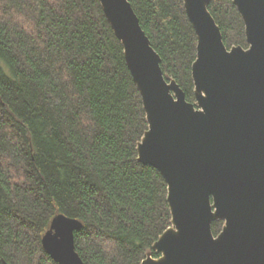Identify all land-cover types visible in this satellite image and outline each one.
<instances>
[{
    "label": "trees",
    "instance_id": "obj_1",
    "mask_svg": "<svg viewBox=\"0 0 264 264\" xmlns=\"http://www.w3.org/2000/svg\"><path fill=\"white\" fill-rule=\"evenodd\" d=\"M166 77L195 102L197 35L183 0H129ZM209 11L228 49L249 48L233 0ZM149 130L124 47L100 0H0V264H57L42 239L80 221L84 264H142L172 227L168 185L139 161ZM225 222L212 225L217 237Z\"/></svg>",
    "mask_w": 264,
    "mask_h": 264
},
{
    "label": "water",
    "instance_id": "obj_2",
    "mask_svg": "<svg viewBox=\"0 0 264 264\" xmlns=\"http://www.w3.org/2000/svg\"><path fill=\"white\" fill-rule=\"evenodd\" d=\"M197 35L195 102L165 76L129 0H100L124 47L149 130L139 161L168 185L170 227L142 264H264V0H233L249 48L228 49L209 11L212 0H183ZM215 221H224L216 237ZM80 221L57 215L42 246L57 264H84Z\"/></svg>",
    "mask_w": 264,
    "mask_h": 264
}]
</instances>
